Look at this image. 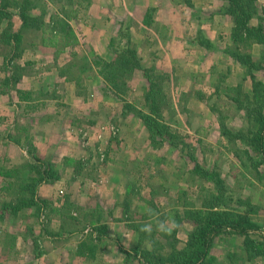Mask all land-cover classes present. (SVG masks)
Listing matches in <instances>:
<instances>
[{
	"label": "rangeland",
	"instance_id": "374dc122",
	"mask_svg": "<svg viewBox=\"0 0 264 264\" xmlns=\"http://www.w3.org/2000/svg\"><path fill=\"white\" fill-rule=\"evenodd\" d=\"M125 1L39 0L32 15L40 18L39 24L44 22L45 27L24 29V43L18 50L0 40V58L5 64L14 68L32 63L24 69L25 73L41 76L45 64L56 65V60L63 68L77 64L69 75L80 76L78 91L89 99L88 114L81 118L73 109L66 108L62 118H81L83 123L90 119L89 112L102 110L103 117L99 119L107 124L105 143L95 139L99 134L96 133V143L88 146L86 153L81 154L83 157L73 158L38 147L48 145L41 142L42 131L35 128V121L26 123L33 130L26 146L30 158L24 163L37 158L50 161L62 178L50 192H45V187L41 190L45 184L41 185L39 196L48 204L38 215L35 209L17 216L2 213L3 205L14 197L8 196L7 191L1 192L0 264H154L155 259L144 254L155 250L154 245L147 239L141 241L142 235L134 226L147 228L143 232L158 239L165 247L161 254L167 256L174 243L179 249L187 246L195 227L188 219L189 212L209 210L212 206L219 212L229 209L240 215L253 207L250 219L264 234V140L260 146L255 139L256 128H264V45H243V54L251 56L246 65L235 59L232 55L236 54L238 44L231 38L233 27L224 34L226 22L222 25L223 18L219 22L224 5L219 6V0H161L158 6H163L159 10L151 6V0ZM259 4L264 7V0H259ZM124 7L130 10L129 15L124 14ZM8 11L13 15L14 27L19 29L22 22L18 7L13 5ZM180 17L187 18L185 24L178 20ZM192 17L197 18L193 24ZM122 20L124 27L130 23L128 37L120 29ZM147 20L148 30L141 25ZM257 23L254 19L251 24ZM7 24L5 21L0 26V37ZM59 24L65 27L64 37H70L66 42ZM170 28L183 30L189 36L200 30L199 42L204 43L208 55L196 49L186 56L181 52L174 70L168 72L166 64H160L159 55H149L143 41L152 39L153 31L164 34L163 30ZM221 33L226 40H219ZM86 34L110 39L103 50V45L89 44ZM119 46L134 48L143 67L125 76L129 89L123 91V101L103 95L107 85L94 71L99 73L105 63L117 59ZM155 47L152 43L150 49L157 50ZM19 54L22 56L18 57ZM144 57L150 63L148 66H144ZM95 62H101L103 67H97ZM137 72L143 75L145 85L134 76ZM65 74L68 75L66 69ZM15 75L17 72L12 73ZM150 80L156 85L155 95L146 101ZM256 82L262 86H256ZM39 86L49 89V97L67 88L66 84L51 81L44 85L42 81ZM6 90L7 86H0L1 92ZM106 106L113 108V114L123 113L124 118L104 115ZM153 109L158 114L152 113L150 117L170 130L169 138L158 135L153 139L139 118V113L150 115ZM54 110L49 106L45 113L53 114ZM82 136L84 133H80L79 139ZM65 158L80 164L65 166ZM204 170L217 173L218 177L212 176L211 181ZM100 212L104 213V224L96 217ZM82 244L93 246V257L78 253ZM249 251L243 237L221 235L212 242L207 264H229L230 255L240 257L230 264H264V246L253 254Z\"/></svg>",
	"mask_w": 264,
	"mask_h": 264
},
{
	"label": "trees",
	"instance_id": "16d2710c",
	"mask_svg": "<svg viewBox=\"0 0 264 264\" xmlns=\"http://www.w3.org/2000/svg\"><path fill=\"white\" fill-rule=\"evenodd\" d=\"M39 0H2L0 2V26L8 21L7 27L3 31V34L0 37L2 43L7 46H12L14 50H18L20 46L24 43L23 30L26 28H35L43 29L45 23L42 22L39 24L40 18L32 15V12L38 9ZM224 3V8L221 11L222 14L227 15L233 20V29H232V41L237 43V52L232 56L240 60L243 64L251 62V56L243 54L241 51L244 48L243 45L256 43L259 45H264V18L262 12L264 13V7L261 8L259 0H220ZM18 7V17L22 22L21 27L16 29L12 23V14L8 11V7L12 6ZM256 19L258 23L252 25V21ZM150 22L145 21V25L149 26ZM125 22L122 20L119 24L121 31H126L128 37V30L130 23L124 27ZM60 33L63 35V38L66 40L70 39L69 35L65 34V27L62 24H59ZM201 45L205 47L204 43L201 42ZM116 57L113 62L105 63L103 67L101 62H95L94 64L97 67H103L99 70V74L103 77L107 87H104L102 90L103 95L115 98L116 100L123 101L121 95L123 91H128L129 85L126 83L125 76L130 72V74L135 69H143L140 65V61L137 58L136 50L132 47H121L116 50ZM22 54L18 55L21 57ZM12 60L9 61L11 63ZM73 66L77 64L72 63L66 68V73L71 78V80H80V76H75L72 78L69 74L73 73ZM88 66V65H87ZM21 67L16 66L13 68L14 72H17V75L14 76L15 82H18L20 77H22L20 72ZM145 70V69H144ZM148 71L146 70V74ZM67 75V74H66ZM11 79H8L6 82L9 84ZM151 81V80H150ZM78 85V83H77ZM156 85L151 81L149 86V93L146 95V101L153 99L155 95L153 93L154 87ZM256 86H262L260 82H256ZM255 90H259L255 87ZM127 109V108H126ZM129 110H132L129 108ZM127 111V110H126ZM152 113H157L156 109H153L150 112V115L139 113V118L143 120L144 126L147 127L148 133L152 135L154 139L156 136H160L163 139L169 138V129L166 127H160L159 124L155 123L156 121L151 118ZM151 116V117H150ZM264 123V121H263ZM257 134H255V139L259 142V145H263L262 141L264 140V128H256ZM173 138V136H171ZM181 152H184V149L181 148ZM65 166H70L71 164H80L76 160L70 158H65ZM199 164H196L198 169ZM206 177L212 181V176H217V173H210L209 171H203ZM0 176L8 178L11 180L9 186L6 188V191L9 192L8 196L14 197V200L6 202L2 207V213H11L13 216L19 215V213L35 209L38 213L41 212V209L46 207L47 201L39 196V189L43 184H54L61 180L62 174L57 169V167L50 161H43L39 158L35 159L34 162L24 163L18 166L5 169L0 167ZM214 181L218 180L215 179ZM220 186V183H219ZM220 190L218 191V193ZM211 193V192H210ZM215 206L210 207L209 210L201 208L193 212H189L188 219L194 223V230L189 235V241L185 248L179 249L177 244L174 243L170 246V253L167 256L161 254L162 250L165 249L158 239H155L153 236L146 235L145 232L139 227L137 228L142 235L141 241L143 239L149 240L155 247L153 251H146L144 254L147 258H154V264H207L209 261L212 242L214 239L221 235H235L244 238V246L249 247V254L255 253V250H258L261 246H264V234L260 233L259 227L254 224L250 219L249 214L253 213L255 210L253 207L249 206V211L246 214H241L238 211H232L225 209V211L215 210ZM103 212H100L96 217L100 224H104L106 219L103 218ZM3 216L0 214V219ZM135 229V228H134ZM107 230L106 226L103 227V232ZM136 230V229H135ZM253 236H258L254 238ZM85 249V250H84ZM78 253L87 257H93L94 248L87 247L85 244H82L78 248ZM138 257V256H137ZM229 258L231 262L234 260H239V256L230 255ZM248 260L245 261H250ZM230 262V263H231ZM229 263V264H230Z\"/></svg>",
	"mask_w": 264,
	"mask_h": 264
},
{
	"label": "crops",
	"instance_id": "0c3cea01",
	"mask_svg": "<svg viewBox=\"0 0 264 264\" xmlns=\"http://www.w3.org/2000/svg\"><path fill=\"white\" fill-rule=\"evenodd\" d=\"M160 2L162 1L155 0L153 2V0H151L150 4L154 7L157 6L158 8L156 9L159 10L163 6H158ZM124 3H126L125 0ZM220 5H224V3L220 1L219 6ZM192 8L194 7L192 6ZM128 12L130 13V10L124 7V14L127 15ZM181 15L183 17V14ZM182 17L178 18V20L182 24H185L183 22L187 21V18L183 19ZM222 18L224 20L221 21L222 25L226 22L227 29V31L226 29L224 30V34H227L233 27V20L231 17L222 15L221 13V15L219 14V22ZM161 20L166 24L163 18H161ZM196 20L197 18L192 17V24ZM141 25L148 30L145 21L142 22ZM199 31L200 30H197L193 32V34L190 33L191 36L178 28L163 30L164 34H161L162 31H159L158 33L153 31V36L151 35L153 38H145L143 43L145 48L148 49L149 55L153 53H155V56L159 55L160 64H166L165 67L167 71L172 72L174 70L173 65L178 62L179 54L181 52L186 56V54L192 52L191 49H196L202 51L203 55H208L206 48L199 42ZM224 34H220L219 40H221V38L226 40ZM104 35L110 36L107 33H104ZM110 37L102 39L101 37L96 38L95 36H89V34H86L85 40L93 46H95V44L103 45L102 49L104 50L106 42L109 41ZM183 37H185L184 40ZM63 39L65 42L67 41L65 38ZM210 39L215 41L212 38ZM152 43L155 44L157 50L150 49ZM156 51H159V53H156ZM105 57L107 56L105 55ZM143 62L144 66L150 64L145 57ZM42 63L45 64L44 60H42ZM29 64L32 63L21 65L20 72H22V77H20L18 82H15L14 76H12V73H14L13 68L8 64H5L4 60L0 58V86L5 85L8 89L6 92L0 91V149H2V152L0 151V167L9 169V167L17 166L19 163H24L30 158L29 153L26 151V146L32 138L31 135L33 129L31 128V125L26 124L27 122L29 123L30 120L35 121V128L42 131L41 142L45 141L48 144H40L38 147L45 148L47 152H60L61 157H83L81 154L86 153L88 146L95 142L93 139L96 133L99 134L95 139L99 143L101 142V144L105 143L107 137V124L106 122L102 123L101 119H99L103 117L101 113L102 110H99L94 114L89 112L90 119L83 123L80 121L81 118L88 114V109L86 107L88 106L89 99L86 98L83 93L78 91L79 85H77V83H79V81L77 79L71 80V78L65 74V69L68 66L63 68V64H57L56 60V65L47 66L45 64V70L43 69L41 76L40 74L37 76L24 72V69L28 67ZM39 64H41V61H39ZM94 71L99 76L100 80L104 81L98 71L96 69ZM134 76L136 78L139 77L142 80L143 85H145V79L140 72H137ZM8 79H11L9 84L6 82ZM42 81L43 85L50 81L51 83L59 85L66 84V91H58L55 96L49 97V89H46L44 86H39ZM49 106L54 107L55 110L53 114H51V112L47 114ZM66 108L73 109L77 112V116L81 115V118L73 119V121L68 119L65 120L62 116H65ZM104 110L106 113L104 115L116 116V118L118 117L119 119L124 118L123 113L122 115L121 113L118 114L116 112L113 114L114 110L112 107L106 106ZM98 113H100L99 116ZM58 118L62 119L58 120ZM125 126L129 127L127 124ZM80 133H84V136L79 139ZM111 137L113 138V136ZM127 148H130V146ZM125 160H127V158ZM124 163H126V161ZM10 164L12 166H10ZM4 166L8 167L6 168ZM124 175L125 173H123V176ZM9 183L10 179L0 176V194L1 192L6 191V187L9 186ZM57 184L58 183L53 186L52 184H45L41 187V190L45 187L44 191L50 192L57 186ZM114 202L115 200L111 203Z\"/></svg>",
	"mask_w": 264,
	"mask_h": 264
},
{
	"label": "clouds",
	"instance_id": "9594fccd",
	"mask_svg": "<svg viewBox=\"0 0 264 264\" xmlns=\"http://www.w3.org/2000/svg\"><path fill=\"white\" fill-rule=\"evenodd\" d=\"M142 230H145V231H147L148 229H147V228H145V229H142Z\"/></svg>",
	"mask_w": 264,
	"mask_h": 264
}]
</instances>
